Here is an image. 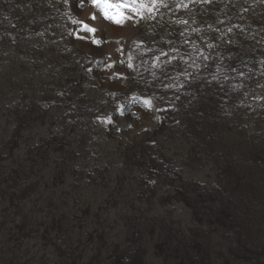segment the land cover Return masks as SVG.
Here are the masks:
<instances>
[{
  "label": "bare ground",
  "instance_id": "1",
  "mask_svg": "<svg viewBox=\"0 0 264 264\" xmlns=\"http://www.w3.org/2000/svg\"><path fill=\"white\" fill-rule=\"evenodd\" d=\"M45 1L0 0V64L8 46L24 67L36 61L24 50H41L40 31H58L55 4L49 16ZM175 4L187 23L164 25L165 53L136 81L168 103L172 118L162 119V133L184 142L182 166L156 137L127 145L126 174L107 183L105 195L79 189L106 174H71L82 196L72 199L56 184H65V173L48 181L16 174L9 185L1 179L10 174L0 173V264H264V108L251 107L264 83V0ZM176 48L182 56L172 55ZM20 87L1 75L0 106L15 123L0 130V156L12 162L35 105ZM7 96L13 104L1 103Z\"/></svg>",
  "mask_w": 264,
  "mask_h": 264
},
{
  "label": "rangeland",
  "instance_id": "2",
  "mask_svg": "<svg viewBox=\"0 0 264 264\" xmlns=\"http://www.w3.org/2000/svg\"><path fill=\"white\" fill-rule=\"evenodd\" d=\"M49 2L56 7L53 20L57 21L58 31L48 36L40 31L41 50L36 51L37 46L24 50L25 56H33L35 52L36 61L24 67L22 56L15 55V50L8 46L0 64V77L3 74L15 77L22 93L35 103L28 107L33 116L30 127H23L22 139L12 149L17 160L12 162L6 155L0 156V173L10 174L1 181L5 185L14 184L16 174H24L27 181L39 177L48 181L52 174L62 172L66 181L64 185H59L61 179L56 182L58 190L71 193L75 199L82 196L74 189L76 179L71 174H106L108 179L83 181L79 189L85 195H91L93 189L98 195H105L110 192L107 183L117 174H126L122 169L127 145L156 137L163 138V146L174 158V164L182 166L179 159L185 149L184 142L162 133V119L172 118L168 103L140 90L136 81L142 71L156 65L165 53L159 36L167 22L178 23L182 19L183 11L175 4L178 0L174 4L169 0H138L132 7L139 12L131 7L124 9L129 18L121 24L106 19L103 9L95 8L88 0L84 3L46 0V12L52 16ZM140 3L145 7L140 9ZM93 14L96 18L89 19ZM81 21L97 31L87 32ZM33 36L29 33L27 38L33 40ZM94 39L100 43H93ZM178 49L173 56H182ZM191 52L182 59L187 60ZM258 90L253 94L251 107L264 108V83ZM145 101H150V106ZM1 103L11 105L13 100L7 96ZM124 104L129 109L122 115L119 111ZM3 110L0 106V130L15 123L13 116L5 115ZM42 138H48L49 142L44 145ZM40 144L46 154L38 147ZM206 173H209L207 168L197 174ZM94 182L97 184L92 185ZM41 190L46 194V189L41 187Z\"/></svg>",
  "mask_w": 264,
  "mask_h": 264
},
{
  "label": "snow or ice",
  "instance_id": "3",
  "mask_svg": "<svg viewBox=\"0 0 264 264\" xmlns=\"http://www.w3.org/2000/svg\"><path fill=\"white\" fill-rule=\"evenodd\" d=\"M85 0H81V3H84ZM95 8L103 9V15L106 19L111 20L114 23L121 24L124 20L129 17L125 14L124 9L132 8L134 12H139V9L132 7L135 5L138 0H131V3H128L127 0H119V2H112V0H88ZM207 2V0H205ZM186 6V5H185ZM145 7V4L140 3L139 8L142 9ZM148 11L151 12L152 8H148ZM96 16L93 14L89 19H95ZM181 23H187V21H180ZM84 28L89 33H95L97 29L92 28L89 24L81 21L80 22ZM93 43H100L98 40H93ZM145 104L150 106V101H145Z\"/></svg>",
  "mask_w": 264,
  "mask_h": 264
}]
</instances>
